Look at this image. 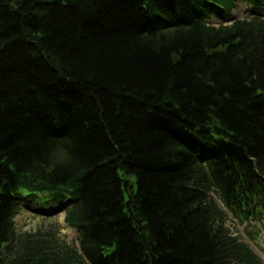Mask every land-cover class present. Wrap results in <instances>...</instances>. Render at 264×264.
<instances>
[{
  "label": "trees",
  "instance_id": "16d2710c",
  "mask_svg": "<svg viewBox=\"0 0 264 264\" xmlns=\"http://www.w3.org/2000/svg\"><path fill=\"white\" fill-rule=\"evenodd\" d=\"M263 13L0 0V264H264L226 226L264 220ZM23 202L69 206L77 245L17 234Z\"/></svg>",
  "mask_w": 264,
  "mask_h": 264
},
{
  "label": "rangeland",
  "instance_id": "374dc122",
  "mask_svg": "<svg viewBox=\"0 0 264 264\" xmlns=\"http://www.w3.org/2000/svg\"><path fill=\"white\" fill-rule=\"evenodd\" d=\"M241 2L237 3L236 9L229 17L235 19L251 18L252 12L245 10L241 12ZM264 16V13L262 14ZM226 18H221L218 13L214 12L207 23L211 25L226 24ZM19 212L13 219L17 234L24 232H34L38 229L47 228L49 226H56L58 229V237L61 243L67 245H77V233L74 229L68 228L63 220L64 211L69 206L64 208L58 204L43 205L41 203H20ZM226 226L230 232L240 238V240L248 245V247L261 259L264 263V220L261 223L251 222L250 226L247 224L241 225L237 221L229 217ZM13 247L9 246L7 249Z\"/></svg>",
  "mask_w": 264,
  "mask_h": 264
},
{
  "label": "water",
  "instance_id": "95a60500",
  "mask_svg": "<svg viewBox=\"0 0 264 264\" xmlns=\"http://www.w3.org/2000/svg\"><path fill=\"white\" fill-rule=\"evenodd\" d=\"M234 21V17H230L228 20H227V24H230Z\"/></svg>",
  "mask_w": 264,
  "mask_h": 264
},
{
  "label": "bare ground",
  "instance_id": "6f19581e",
  "mask_svg": "<svg viewBox=\"0 0 264 264\" xmlns=\"http://www.w3.org/2000/svg\"><path fill=\"white\" fill-rule=\"evenodd\" d=\"M241 12H243L245 10V6L244 5H241Z\"/></svg>",
  "mask_w": 264,
  "mask_h": 264
}]
</instances>
